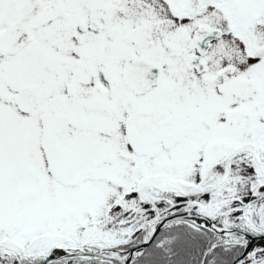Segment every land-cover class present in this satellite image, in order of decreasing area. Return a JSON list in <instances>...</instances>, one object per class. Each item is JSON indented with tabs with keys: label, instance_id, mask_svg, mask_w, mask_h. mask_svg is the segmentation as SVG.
Here are the masks:
<instances>
[{
	"label": "snow or ice",
	"instance_id": "1",
	"mask_svg": "<svg viewBox=\"0 0 264 264\" xmlns=\"http://www.w3.org/2000/svg\"><path fill=\"white\" fill-rule=\"evenodd\" d=\"M0 264H264V0H0Z\"/></svg>",
	"mask_w": 264,
	"mask_h": 264
}]
</instances>
